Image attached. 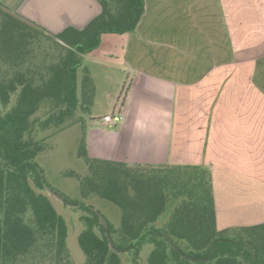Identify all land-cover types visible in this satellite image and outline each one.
Returning <instances> with one entry per match:
<instances>
[{"label": "trees", "instance_id": "16d2710c", "mask_svg": "<svg viewBox=\"0 0 264 264\" xmlns=\"http://www.w3.org/2000/svg\"><path fill=\"white\" fill-rule=\"evenodd\" d=\"M98 1L102 10L85 27L58 33L0 3V264H264V222L218 227L209 167L130 165L89 154L85 114L96 88L84 55L103 34L134 31L146 9L145 0ZM73 125L83 128L77 155L89 173L64 174L80 181L83 199L98 196L121 210L116 227L87 201L60 194L83 212V263L72 257L68 223L48 187L59 193L37 161Z\"/></svg>", "mask_w": 264, "mask_h": 264}, {"label": "crops", "instance_id": "0c3cea01", "mask_svg": "<svg viewBox=\"0 0 264 264\" xmlns=\"http://www.w3.org/2000/svg\"><path fill=\"white\" fill-rule=\"evenodd\" d=\"M137 28L84 55L109 69L111 109L87 123L92 157L211 169L220 229L264 222V0H145ZM53 33L98 0H0ZM94 75V74H92ZM98 93V88H97ZM119 120L105 124V115Z\"/></svg>", "mask_w": 264, "mask_h": 264}, {"label": "rangeland", "instance_id": "374dc122", "mask_svg": "<svg viewBox=\"0 0 264 264\" xmlns=\"http://www.w3.org/2000/svg\"><path fill=\"white\" fill-rule=\"evenodd\" d=\"M83 68H86L91 75L94 74L92 77L96 88V96L93 105L90 107L89 111H84V113L86 112V121L89 122L92 118L99 117L106 112V110L111 109L112 101L105 94V91L111 85L107 82L105 77L109 69L102 64L90 63L87 58H85L83 60ZM51 133L52 130H48L46 135H50ZM82 134L83 128L81 125H73L66 128L50 140L47 151L39 155L37 161L44 169L48 183L54 190H56V192L71 199L87 201V204H92L116 227H119L121 222V210L116 204L98 196L83 199L81 196L80 181L75 177L66 176L64 174L69 170H75L84 176L89 173L86 162L77 155L79 140ZM48 194L56 209L65 217L68 223L69 231L67 242L73 259L77 263L85 262L86 255L78 240L79 234L85 228V225L81 220V215L83 214L82 210L66 205L64 201L60 200L50 191H48ZM165 216L166 214L160 219L163 220ZM146 250L147 249L142 253L143 258H146L147 256ZM143 264H146L145 261H143Z\"/></svg>", "mask_w": 264, "mask_h": 264}, {"label": "built area", "instance_id": "2783aa9c", "mask_svg": "<svg viewBox=\"0 0 264 264\" xmlns=\"http://www.w3.org/2000/svg\"><path fill=\"white\" fill-rule=\"evenodd\" d=\"M119 120V117L113 114L105 115L103 118V122L110 126L114 125Z\"/></svg>", "mask_w": 264, "mask_h": 264}, {"label": "water", "instance_id": "95a60500", "mask_svg": "<svg viewBox=\"0 0 264 264\" xmlns=\"http://www.w3.org/2000/svg\"><path fill=\"white\" fill-rule=\"evenodd\" d=\"M48 191L54 193L56 195V197H58L60 200L64 201V198L60 194L55 193L50 187H48Z\"/></svg>", "mask_w": 264, "mask_h": 264}]
</instances>
